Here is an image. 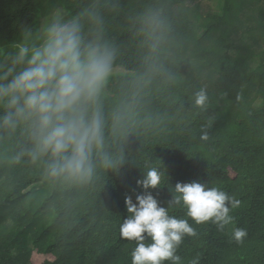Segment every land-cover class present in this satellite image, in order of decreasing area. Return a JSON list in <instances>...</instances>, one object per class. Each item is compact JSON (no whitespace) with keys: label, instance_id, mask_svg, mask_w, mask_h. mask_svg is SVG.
Wrapping results in <instances>:
<instances>
[{"label":"trees","instance_id":"trees-1","mask_svg":"<svg viewBox=\"0 0 264 264\" xmlns=\"http://www.w3.org/2000/svg\"><path fill=\"white\" fill-rule=\"evenodd\" d=\"M215 2L220 12L206 17L202 0H0L5 53L57 10L87 13L85 34L114 51L100 97L114 166L97 161L86 181L51 178L46 160L13 159L31 146L23 128L0 131V264H132L137 245L120 225L150 168L161 174L153 196L195 231L176 250L180 264H264V0ZM191 182L240 201L223 231L175 204V185Z\"/></svg>","mask_w":264,"mask_h":264},{"label":"clouds","instance_id":"clouds-1","mask_svg":"<svg viewBox=\"0 0 264 264\" xmlns=\"http://www.w3.org/2000/svg\"><path fill=\"white\" fill-rule=\"evenodd\" d=\"M84 15L88 14L67 20L53 16L38 31L25 29L11 51L0 48V131L23 128L31 146L13 159L46 160L51 178L86 181L93 176L97 161L105 168L114 166L104 151L106 124L100 106L114 51L99 35L90 38L85 34ZM207 100L201 90L195 94L194 104L203 108ZM117 119L114 117L113 130ZM160 183V172L150 168L137 181L143 192L136 195L135 202L126 197L130 215L120 225V233L136 242L132 264H180L177 248L186 234L195 235L187 220L170 216L153 196L151 190ZM175 192V204L182 203L195 223L211 221L221 231L232 223L230 209L240 205L239 200L207 183H177ZM246 235L242 228L233 231L237 242Z\"/></svg>","mask_w":264,"mask_h":264},{"label":"rangeland","instance_id":"rangeland-1","mask_svg":"<svg viewBox=\"0 0 264 264\" xmlns=\"http://www.w3.org/2000/svg\"><path fill=\"white\" fill-rule=\"evenodd\" d=\"M200 11L201 13L208 17L210 15L216 14L217 12H220V7L217 4V2H215V0H202V5L200 6ZM60 16L62 18H64L65 20H67L66 18V14L62 11V10H57L54 14H52L50 17L44 18L41 21H39L38 25V29H40V27L42 26V24L50 19L53 16ZM241 35V34H240ZM120 69L115 70L116 72L119 71ZM37 188V187H36Z\"/></svg>","mask_w":264,"mask_h":264}]
</instances>
